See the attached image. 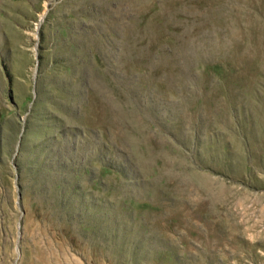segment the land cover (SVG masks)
<instances>
[{
    "label": "rangeland",
    "instance_id": "374dc122",
    "mask_svg": "<svg viewBox=\"0 0 264 264\" xmlns=\"http://www.w3.org/2000/svg\"><path fill=\"white\" fill-rule=\"evenodd\" d=\"M0 264H264V0H0Z\"/></svg>",
    "mask_w": 264,
    "mask_h": 264
}]
</instances>
